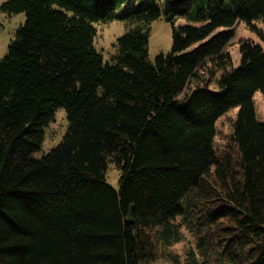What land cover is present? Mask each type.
Instances as JSON below:
<instances>
[{
	"label": "trees",
	"instance_id": "1",
	"mask_svg": "<svg viewBox=\"0 0 264 264\" xmlns=\"http://www.w3.org/2000/svg\"><path fill=\"white\" fill-rule=\"evenodd\" d=\"M127 1L2 4L26 19L0 58V264H151L183 225L218 264H264V45L242 41L238 66L226 50L239 21L264 20V0L153 1L119 15ZM163 14L173 48L152 60L149 24ZM180 16L195 23L175 26ZM115 19L128 29L106 60L94 24ZM206 62L222 69L211 82ZM60 108L68 130L36 157ZM235 108L220 155L217 123Z\"/></svg>",
	"mask_w": 264,
	"mask_h": 264
},
{
	"label": "rangeland",
	"instance_id": "2",
	"mask_svg": "<svg viewBox=\"0 0 264 264\" xmlns=\"http://www.w3.org/2000/svg\"><path fill=\"white\" fill-rule=\"evenodd\" d=\"M7 0H0V58L5 56L9 50V46L15 38L17 30L21 27L26 19V14L7 13L2 9V4ZM155 1L160 6H165V0H129L122 4L117 13L122 15L127 11L140 6H145ZM186 23L194 24L195 22L180 16L175 20V26ZM97 28L95 45L101 51L106 60H111L112 56L117 53V41L128 29V24L121 19H115L109 22H97L94 24ZM255 28L244 21H239L235 26V36L226 46V50L233 57L234 66H238L241 62L240 46L241 42L251 40L264 45L261 33H264V20L255 21ZM173 25L163 14L160 18L153 20L149 24L150 42L149 56L154 60L156 55L164 52L168 53L173 48L174 36ZM202 82L207 80L211 82V76L217 77L222 73V69L217 67L213 62H206L205 67L200 70ZM198 80L192 81L190 88L193 87ZM201 83V82H200ZM214 82L211 88H216ZM254 101L258 118L264 121V94L257 91L254 95ZM238 109H231L224 114L217 123V135L215 137L214 146L217 152L222 155L231 147L232 122L237 114ZM69 127V120L65 108H60L56 114L54 121L46 128L45 140L41 150L34 153L36 157H41L49 153L53 148L57 147L63 140ZM121 173L118 167L112 163L107 171V180L115 188H119ZM182 241L173 244L171 247H164L161 257L151 264H192L193 260L198 264H218L215 260L209 259L197 250L198 234L188 225L181 227Z\"/></svg>",
	"mask_w": 264,
	"mask_h": 264
}]
</instances>
